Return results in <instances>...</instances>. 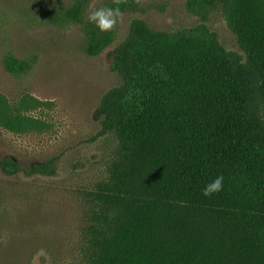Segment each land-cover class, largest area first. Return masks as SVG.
<instances>
[{
	"label": "trees",
	"instance_id": "1",
	"mask_svg": "<svg viewBox=\"0 0 264 264\" xmlns=\"http://www.w3.org/2000/svg\"><path fill=\"white\" fill-rule=\"evenodd\" d=\"M207 1L224 5L243 54L205 24L168 32L141 18L112 51L121 82L97 113L118 148L94 193L87 264H264V0ZM89 28L98 55L113 35ZM0 167L21 170L12 157ZM219 175L223 190L204 196Z\"/></svg>",
	"mask_w": 264,
	"mask_h": 264
},
{
	"label": "rangeland",
	"instance_id": "2",
	"mask_svg": "<svg viewBox=\"0 0 264 264\" xmlns=\"http://www.w3.org/2000/svg\"><path fill=\"white\" fill-rule=\"evenodd\" d=\"M208 3L207 0H204ZM113 0H0V264H87L98 185L109 179L118 140L99 135L104 94L120 84L113 49L133 19L168 32L207 25L231 51L242 53L220 2L122 0L124 19L110 45L87 52L88 14ZM79 9V20L68 15ZM20 63L12 70L8 59ZM53 161L52 174H33Z\"/></svg>",
	"mask_w": 264,
	"mask_h": 264
},
{
	"label": "clouds",
	"instance_id": "3",
	"mask_svg": "<svg viewBox=\"0 0 264 264\" xmlns=\"http://www.w3.org/2000/svg\"><path fill=\"white\" fill-rule=\"evenodd\" d=\"M122 0H113L116 7H99L93 8L88 14V21L93 23L101 32H109L123 22L124 14L119 7ZM224 177L216 176L213 180L207 183L202 189V194L206 197L212 196L214 193H219L223 190Z\"/></svg>",
	"mask_w": 264,
	"mask_h": 264
}]
</instances>
